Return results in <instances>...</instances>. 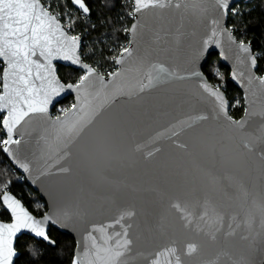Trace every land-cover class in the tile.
<instances>
[{"label":"water","instance_id":"water-1","mask_svg":"<svg viewBox=\"0 0 264 264\" xmlns=\"http://www.w3.org/2000/svg\"><path fill=\"white\" fill-rule=\"evenodd\" d=\"M238 1L229 0L226 13L217 0H179V8H149L137 13V33L133 36L128 32L133 56L123 64L115 63L114 71H120L121 76L113 79L97 70L105 77L107 87L95 76L89 78L87 99L93 108L103 105L93 124L76 139H70L54 125L55 117L63 115H53V107L67 96L73 97V104L78 103V95L83 96L65 87L53 97L46 114H30L17 126L13 138L20 139V144L9 146L11 155L2 150L27 184L39 193L47 209L43 215H35L7 192L19 199L36 220L43 221L45 215L52 217L44 224L46 232L52 226L72 236L74 253L79 252L82 259L85 244L90 247L85 237L93 225L109 223L123 211L131 210L135 216L129 221L134 249L130 264H143L136 253L148 255L173 241L179 249L188 243L198 245L196 254L184 257L185 264H204L221 253H227L222 257L227 264H264V158L260 155L264 142L256 140L264 118L253 116L243 130L232 129L223 115L217 118L213 98L200 86L202 82L217 86L203 72L209 54L216 52L230 70L229 80L243 93L244 110L264 111V85L257 79L249 84L252 77H264L257 71L258 59L252 68L249 54L241 51L240 40L227 26L228 12ZM214 19L218 21V35L213 40L219 43L213 42L205 49L203 42L211 34ZM81 41L80 37L77 54L82 63L93 67L81 54ZM253 52L251 44V55ZM57 63L81 69L83 75L87 71L57 57L53 60L55 74L65 85L72 82L60 78ZM160 64L186 78H173L139 92L146 73L152 65ZM194 72L200 76L192 75ZM219 89L227 101V114L232 116L227 96ZM201 114L209 118L196 121ZM6 115L7 110L0 112V116ZM243 117L244 112L233 119ZM102 127L115 129L117 135L104 151H97L92 144ZM245 140L253 144L254 151L244 148ZM17 161L27 163L30 170L24 171ZM61 167L68 171H59ZM207 198L217 203L226 218L237 217L241 227L235 236L225 238L220 234L213 241L195 226L186 228L172 208L176 201L198 205ZM0 222L11 223V219ZM22 234L42 239L30 230H21L14 247ZM93 235L99 239V233ZM242 235L248 239H242Z\"/></svg>","mask_w":264,"mask_h":264},{"label":"snow or ice","instance_id":"snow-or-ice-1","mask_svg":"<svg viewBox=\"0 0 264 264\" xmlns=\"http://www.w3.org/2000/svg\"><path fill=\"white\" fill-rule=\"evenodd\" d=\"M69 3L82 17L91 15V9L86 0H59L58 3L55 0L53 3L49 0H0V58H2L0 65H4L2 76H0V112L7 110V115L2 117V127L6 130L7 138L0 139V144L3 145L2 150L9 155H11L9 146L20 144V139L13 137L21 121L30 114H46L53 97L62 92L65 87L83 93V96H77L78 103L61 110L63 118L56 116L53 121L54 125L65 132L70 139L79 138L85 129L93 124L99 110L103 107L101 104L93 108L87 99L90 77L95 76L104 87H107V82L103 75L97 73L96 68L82 63L77 54L80 36L68 35L77 22L73 12L68 9ZM217 4L223 12L228 11L229 0H217ZM169 7L179 8V0H134V7L129 16L136 22L124 31L132 33L133 36L136 35L139 24L137 13L142 10ZM57 8L60 11H57ZM211 23L214 27L209 37L203 42L205 49L213 42L219 43L218 40H213L218 35L215 28L218 21L214 19ZM239 48L242 52L249 54L251 67L255 68L257 57L251 55V42L240 41ZM133 53L134 48L129 43L121 47L119 56L112 59L120 65L127 58L132 57ZM57 57L80 65L87 70L86 74L80 76L75 84L61 83L53 65V60ZM192 75L200 76V73L194 72ZM108 76L115 79L121 76V72H110ZM233 76L235 77V73ZM173 78L185 79L186 77L176 76L162 64L152 65V70L145 75V81L140 82L139 92H144L160 82ZM253 79L259 80L260 84L264 85V77H252L249 79V84ZM200 86L213 98L217 118L223 115L230 128L243 130L253 116L259 115L264 118V111L257 113L245 108L242 119H233L227 114V101L219 86H212L206 82H202ZM116 88L117 91L121 90L118 85ZM247 99L246 96L245 100ZM235 103L239 105L240 102L235 101ZM208 118L207 115L201 114L195 117V120L204 121ZM181 123L187 124L188 127L193 126L187 121H181ZM260 132L261 135L256 137V140L264 142V125H261ZM116 135L115 129L102 127L95 133L92 147L97 151H104ZM243 146L249 152L254 151L253 144L247 140L244 141ZM148 155L152 153L149 152ZM260 155L264 158V151H261ZM12 159L16 160V157L12 156ZM17 163L24 171L30 170L27 163L19 161ZM59 171L67 172L68 168L61 167ZM7 186V183L3 184L4 188ZM172 208L176 210L186 228L195 226L197 231L204 232L213 241H216L220 234L225 238L233 237L241 227L235 215L226 218L225 212L210 198L204 199L198 205L176 201L172 204ZM0 211L10 213L11 219V223L0 222V264H13V258L18 256L14 240L21 230H30L36 237L42 238L49 244H55L44 227V224L52 217L45 215L43 221L36 220L21 201L7 191L3 193ZM134 216V211L125 210L109 223L93 225L85 237V240L90 242V247L88 243L85 244L83 259L79 252L74 253L72 264H130L134 249L133 240L129 234V229L132 227L129 221ZM246 224L248 227L251 226L250 222ZM93 233H99V239ZM241 238L247 240L248 236L242 235ZM197 252L196 243H188L184 249H179L173 241L154 253L148 255L136 253L135 255L143 260V264H185L184 257H191ZM38 253V248H32L29 251V255L33 257ZM226 255L227 253H221L215 260L206 261L204 264H227L222 260V257ZM232 264H241V262L233 261Z\"/></svg>","mask_w":264,"mask_h":264},{"label":"trees","instance_id":"trees-1","mask_svg":"<svg viewBox=\"0 0 264 264\" xmlns=\"http://www.w3.org/2000/svg\"><path fill=\"white\" fill-rule=\"evenodd\" d=\"M53 3L54 0H49ZM59 2V0H55ZM91 9L89 17H82L72 5L68 9L73 12L77 22L71 30L79 35L81 54L86 62L95 67L100 73L108 75L115 70L112 59L120 54L121 47L129 42L128 32L132 18L129 13L133 10L131 0H86ZM57 11H60L57 8ZM94 25V27H93ZM227 26L234 32L240 41L251 42L253 51L259 62L258 73L264 74V0H240L228 12ZM0 65V76H2ZM57 73L60 78L68 82H77L84 71L57 63ZM207 78L222 88L227 96L229 112L234 118H239L244 112V97L242 91L229 80V68L220 62L216 52H211L203 67ZM239 101V105L235 103ZM73 104V97L67 96L60 100L52 109L54 115L61 114L62 109ZM0 116V139H5ZM7 183V188L3 184ZM5 191H10L35 215H43L47 209L45 201L39 193L27 184L26 179L11 164L2 151L0 144V198ZM0 205L2 202L0 200ZM0 219L10 220V214L0 211ZM48 235L55 241L50 245L42 239H36L28 234H22L16 239L15 248L19 252L14 264H72L75 240L72 236L50 226ZM32 248H38L35 257L29 255Z\"/></svg>","mask_w":264,"mask_h":264},{"label":"built area","instance_id":"built-area-1","mask_svg":"<svg viewBox=\"0 0 264 264\" xmlns=\"http://www.w3.org/2000/svg\"><path fill=\"white\" fill-rule=\"evenodd\" d=\"M71 34H73V32L72 31H69ZM73 35H75V34H73ZM254 53V55L256 56V52H253ZM218 86V85H217ZM53 114V113H52ZM54 115V114H53Z\"/></svg>","mask_w":264,"mask_h":264}]
</instances>
